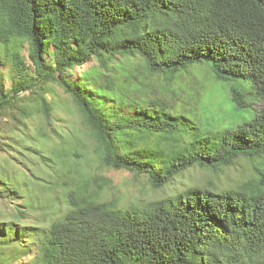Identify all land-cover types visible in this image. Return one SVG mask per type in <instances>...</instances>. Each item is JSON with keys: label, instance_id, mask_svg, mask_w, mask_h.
Segmentation results:
<instances>
[{"label": "trees", "instance_id": "obj_1", "mask_svg": "<svg viewBox=\"0 0 264 264\" xmlns=\"http://www.w3.org/2000/svg\"><path fill=\"white\" fill-rule=\"evenodd\" d=\"M195 75L230 121L144 89ZM55 86L88 145L28 133ZM80 158L163 195L121 206ZM0 264H264V0H0Z\"/></svg>", "mask_w": 264, "mask_h": 264}, {"label": "rangeland", "instance_id": "obj_2", "mask_svg": "<svg viewBox=\"0 0 264 264\" xmlns=\"http://www.w3.org/2000/svg\"><path fill=\"white\" fill-rule=\"evenodd\" d=\"M24 55L26 57L28 55L27 48L24 49ZM27 60V64H30L31 61L28 57ZM134 64L142 72L145 61L141 58L134 59ZM186 79H188L186 80L188 85L187 90L178 87L179 84L172 83L169 79L165 80L164 78L147 79L146 84H144V89H147L150 93H165L166 98L174 101L186 100L200 111H210L216 115L220 113V116H223L225 121H230V118L235 115V110L231 105L226 107L221 104L217 93L211 94L206 85L201 83L196 75ZM183 86H185V83ZM54 89L55 93L49 92L46 95L47 100L53 105V119L50 121L51 124H49L44 112L38 107L39 112L29 120L31 123L28 128V133H38L39 135L41 131H47L50 140L44 142H47L48 147L50 146L52 148H61L65 144V142L62 143L55 137V130L61 132L64 136L70 135L74 143L79 142L88 145L87 129L72 97L60 86H55ZM176 92H181L182 95H177ZM28 105L34 108L36 107V103L31 100L28 102ZM90 157L94 158L93 155H90ZM76 164L82 173L89 171L102 175V182L105 183L104 186L106 187V199H116L121 206H127L131 203H138L140 205L148 204L163 195L164 191L150 189V183L147 181V178L143 176L138 177L129 170L98 167L94 160H88L87 158H80ZM251 167L250 162L243 161L242 164L230 169L229 175L233 180L246 179L252 173ZM191 177L192 179L207 180L213 176L204 170H197L191 172Z\"/></svg>", "mask_w": 264, "mask_h": 264}]
</instances>
